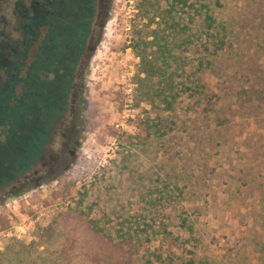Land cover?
Listing matches in <instances>:
<instances>
[{
    "label": "rangeland",
    "instance_id": "1",
    "mask_svg": "<svg viewBox=\"0 0 264 264\" xmlns=\"http://www.w3.org/2000/svg\"><path fill=\"white\" fill-rule=\"evenodd\" d=\"M32 2L44 0H0V93L18 66L7 89L13 102L40 38L22 32ZM203 2L214 4L227 46L204 53L200 18L183 12L176 20L184 31L167 38L180 44L177 63L167 60L211 102L182 95L166 110L139 93L130 48L139 36L151 40L160 19L137 0H97L72 110L49 137L44 160L0 184V249L12 239L28 243L82 193L79 208L89 207L104 228L135 231L130 264H264V0ZM23 48L22 57L12 52ZM69 139H76L69 178L56 182L51 174L67 162Z\"/></svg>",
    "mask_w": 264,
    "mask_h": 264
},
{
    "label": "trees",
    "instance_id": "2",
    "mask_svg": "<svg viewBox=\"0 0 264 264\" xmlns=\"http://www.w3.org/2000/svg\"><path fill=\"white\" fill-rule=\"evenodd\" d=\"M212 5L214 4L205 3L203 0H137V6L141 11H148L151 8L152 19H160L159 22H155L156 26L151 30V40L139 36L130 43V48L137 60V88L144 100L156 98L164 104L166 110L170 109L176 98L182 95L211 102L212 96L205 92L202 84L195 82L193 85H187L185 83L187 78H181L183 72L177 74L180 68L171 66L177 63L172 55L174 49L180 44L167 38L184 31L185 27L176 20L184 12L185 18L201 20L200 26L205 39L199 45L202 51L210 57H213L215 53L217 55V51L227 46V30L214 18L210 7ZM190 10L191 14L188 12ZM24 15H28V12L25 11ZM151 43L155 46L153 51L149 50ZM21 53L23 55L25 51ZM167 58L171 60V64ZM197 64L204 67L201 60H198ZM207 64H210V60ZM9 76L6 80L8 82ZM178 78L181 79L178 80ZM24 79L25 77L21 80ZM6 97L4 104L6 101L5 106L9 115L0 116V170L9 169L13 164L17 166L16 177L23 167H26L27 171L34 163L44 160L47 138L56 132L62 117L57 119L54 129L43 141L38 152L32 148V151H35L32 160H25L28 146L31 145L32 140L36 143L32 137L36 133L34 128H39L40 124L37 122V116H31L20 109L23 108L20 103H18L19 116H15L14 119L9 110L13 105V99L8 100L9 92ZM75 140L69 139L65 145L63 153L65 158H68L67 162L60 167L61 169L52 173L53 176H50V179L58 182L69 178V174L64 171L70 170V158L72 160L75 155L71 150ZM78 195L82 198H77L75 204L62 206L52 213L47 221L39 224L33 233L32 240L28 243L24 244L12 239L3 244L0 249V264H130L139 243V238L133 240L132 235L135 231L132 230V235H129L127 228H122V224L116 222L113 223L119 225L118 228H111L110 231L104 228L98 218L89 217V207L83 206L82 210L79 208V205L84 203L85 197L82 193Z\"/></svg>",
    "mask_w": 264,
    "mask_h": 264
},
{
    "label": "flooded vegetation",
    "instance_id": "3",
    "mask_svg": "<svg viewBox=\"0 0 264 264\" xmlns=\"http://www.w3.org/2000/svg\"><path fill=\"white\" fill-rule=\"evenodd\" d=\"M96 3L97 0H44L30 4V16L22 26L23 32L31 42L40 38L33 47L32 59L22 81V98L14 97L13 105L9 108L15 119V116H19V106L23 105L20 109L37 116L40 124L39 128H34L36 133L32 137L36 143L32 140L27 147L25 160H32L35 153L32 148L38 152L54 129L57 119L72 110L78 90L76 79L80 76L86 52L90 50L88 38ZM23 45L27 47L28 44L25 42ZM12 52L15 56L22 55L21 51ZM11 70L10 81L6 82L0 93V116L9 115L4 100L7 89L17 81L18 66H12ZM16 167L12 164L9 169L0 170V176H5L6 172L15 175Z\"/></svg>",
    "mask_w": 264,
    "mask_h": 264
},
{
    "label": "water",
    "instance_id": "4",
    "mask_svg": "<svg viewBox=\"0 0 264 264\" xmlns=\"http://www.w3.org/2000/svg\"><path fill=\"white\" fill-rule=\"evenodd\" d=\"M26 172V167H23L22 169H20L19 170V172H18V174H17V176L20 174H22V173H25ZM15 177V175L14 174H12V172H6V174H5V176H3V177H1L0 176V184H2L3 182H5V181H8V180H11V179H13Z\"/></svg>",
    "mask_w": 264,
    "mask_h": 264
},
{
    "label": "built area",
    "instance_id": "5",
    "mask_svg": "<svg viewBox=\"0 0 264 264\" xmlns=\"http://www.w3.org/2000/svg\"><path fill=\"white\" fill-rule=\"evenodd\" d=\"M129 3H131V2L129 1ZM129 86H130V85H127V89H126L127 92H130V87H129ZM18 229H19V230H18L19 232H18V234L16 235L17 237L20 236V234L23 232L22 228H18Z\"/></svg>",
    "mask_w": 264,
    "mask_h": 264
}]
</instances>
